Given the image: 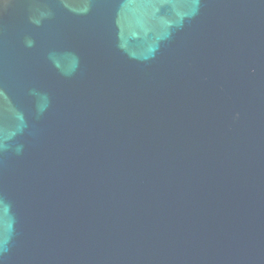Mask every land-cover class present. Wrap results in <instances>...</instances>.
Wrapping results in <instances>:
<instances>
[{
  "label": "water",
  "instance_id": "95a60500",
  "mask_svg": "<svg viewBox=\"0 0 264 264\" xmlns=\"http://www.w3.org/2000/svg\"><path fill=\"white\" fill-rule=\"evenodd\" d=\"M0 264H264V0H0Z\"/></svg>",
  "mask_w": 264,
  "mask_h": 264
}]
</instances>
